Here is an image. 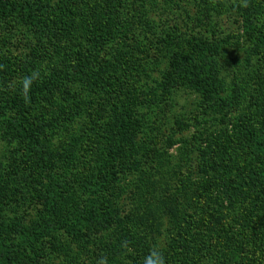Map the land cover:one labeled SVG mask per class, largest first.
Listing matches in <instances>:
<instances>
[{"label":"rangeland","instance_id":"374dc122","mask_svg":"<svg viewBox=\"0 0 264 264\" xmlns=\"http://www.w3.org/2000/svg\"><path fill=\"white\" fill-rule=\"evenodd\" d=\"M153 251L264 264V0H0V264Z\"/></svg>","mask_w":264,"mask_h":264},{"label":"clouds","instance_id":"9594fccd","mask_svg":"<svg viewBox=\"0 0 264 264\" xmlns=\"http://www.w3.org/2000/svg\"><path fill=\"white\" fill-rule=\"evenodd\" d=\"M33 83V79L31 77H26L22 82V87L27 94ZM101 264H106L105 261H101ZM144 264H164L163 256L158 251H153L148 257L145 258Z\"/></svg>","mask_w":264,"mask_h":264}]
</instances>
